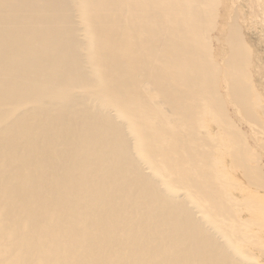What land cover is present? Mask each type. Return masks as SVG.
Listing matches in <instances>:
<instances>
[{
    "label": "bare ground",
    "instance_id": "bare-ground-1",
    "mask_svg": "<svg viewBox=\"0 0 264 264\" xmlns=\"http://www.w3.org/2000/svg\"><path fill=\"white\" fill-rule=\"evenodd\" d=\"M252 21L263 0H0V264H264Z\"/></svg>",
    "mask_w": 264,
    "mask_h": 264
},
{
    "label": "rangeland",
    "instance_id": "rangeland-1",
    "mask_svg": "<svg viewBox=\"0 0 264 264\" xmlns=\"http://www.w3.org/2000/svg\"><path fill=\"white\" fill-rule=\"evenodd\" d=\"M239 1L244 4V0ZM256 10V8L250 10L249 16H251V13H255ZM246 13L248 12L246 11ZM252 24H254L257 29L249 30V28H244L245 37L253 42L251 49L252 55L250 58L251 61L249 62L247 69L251 73L250 81L253 85V88L258 91L260 105H262L264 108V27L261 24L259 25L258 23H255L254 21H252ZM249 67L252 70L249 69ZM259 115L260 118L257 125H250V123H247L245 126V131L249 136L254 137L253 144L255 151L259 156V171L264 176V114L262 113V115ZM261 194H264V189L261 190ZM253 253L256 254L257 252L254 251Z\"/></svg>",
    "mask_w": 264,
    "mask_h": 264
}]
</instances>
